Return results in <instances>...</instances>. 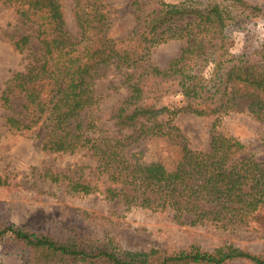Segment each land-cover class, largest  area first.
<instances>
[{
  "label": "trees",
  "instance_id": "1",
  "mask_svg": "<svg viewBox=\"0 0 264 264\" xmlns=\"http://www.w3.org/2000/svg\"><path fill=\"white\" fill-rule=\"evenodd\" d=\"M70 2L75 35L61 0H0L16 11L22 25L34 28L30 34L5 33L16 51L28 52L23 69L0 88L6 131L42 127L43 151L83 152L95 162L48 168L43 179L73 196L99 195L127 209L170 213L179 225L264 232V162L220 131L223 118L232 113L264 122V47L225 62L234 45L227 28L241 16L264 17V7L249 0H131L135 25L112 38L108 0ZM171 41L184 42L180 54L163 68L151 63L153 49ZM210 63L214 67L207 75ZM109 71L121 77L126 90L110 115L118 136L94 116L107 97L96 94V84ZM118 88L111 83L112 92ZM170 94L188 102L159 108L157 103ZM180 114L213 119L208 150L191 148L175 123ZM153 138L182 148L172 167L130 160L136 145ZM6 239L29 251L26 264H264V254L230 243L210 250L199 244L180 250L125 249L76 225L39 231L0 221V242Z\"/></svg>",
  "mask_w": 264,
  "mask_h": 264
},
{
  "label": "rangeland",
  "instance_id": "2",
  "mask_svg": "<svg viewBox=\"0 0 264 264\" xmlns=\"http://www.w3.org/2000/svg\"><path fill=\"white\" fill-rule=\"evenodd\" d=\"M131 0H108L107 11L111 19L109 36L117 38L128 34L135 25L134 16L129 10ZM167 3L181 0H160ZM205 4L220 3L224 0H201ZM264 7V0H249ZM65 6L69 31L77 33L73 8L70 0H61ZM31 25H22L16 11L5 3H0V88L16 71L23 69L28 54L16 51L5 36L6 32L18 31L30 34ZM234 41L230 55L231 61L240 54H250L264 47V17L241 16L227 28ZM33 48L37 47L34 41ZM183 41H171L153 49L150 62L163 68L180 54ZM214 65L206 70L212 71ZM111 83L118 85V91L110 90ZM121 77L109 71L106 77L96 84V94L107 96L94 116L99 126L112 136H118L110 115L126 90L120 86ZM188 99L180 94L166 95L157 103L161 107L182 106ZM20 106L19 99L14 100ZM6 112L0 106V221L8 224L27 225L34 230H47L52 225L66 228L71 225L87 230L91 235L125 249L164 248L168 250L185 249L191 244H199L206 250L222 243H230L255 254H264V232L230 233L213 227L179 225L172 220L170 213H154L147 209L134 207L127 209L119 202L106 201L99 195L73 196L62 187L45 181L43 171H54L79 165L94 166L93 159L83 152L75 155L51 154L43 151L44 130L39 127L30 132L11 134L4 127ZM213 119L180 114L175 123L185 134L191 148L208 150L211 141L210 129ZM221 132L239 139L248 153L264 162V122H258L246 113H232L223 118ZM182 148L165 138H153L136 145L129 158L137 163H159L172 167L181 157ZM27 249L18 248L6 239L0 242V264H26ZM234 264H245L235 262Z\"/></svg>",
  "mask_w": 264,
  "mask_h": 264
}]
</instances>
